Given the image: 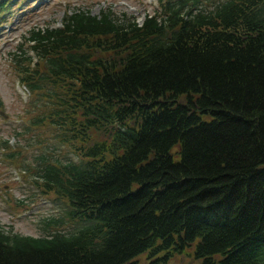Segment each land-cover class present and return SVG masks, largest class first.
I'll list each match as a JSON object with an SVG mask.
<instances>
[{"label": "trees", "instance_id": "trees-1", "mask_svg": "<svg viewBox=\"0 0 264 264\" xmlns=\"http://www.w3.org/2000/svg\"><path fill=\"white\" fill-rule=\"evenodd\" d=\"M159 1L141 25L77 11L31 31L34 126L78 159H43L41 184L87 225L0 226V264H264V0Z\"/></svg>", "mask_w": 264, "mask_h": 264}, {"label": "rangeland", "instance_id": "rangeland-1", "mask_svg": "<svg viewBox=\"0 0 264 264\" xmlns=\"http://www.w3.org/2000/svg\"><path fill=\"white\" fill-rule=\"evenodd\" d=\"M221 1L225 0H204L210 5ZM29 4L27 8L22 6L21 14L26 16L27 11H33L32 16L25 18L13 32H0V225L4 230L21 235L42 236L56 231L53 226L56 221L64 233L70 234L77 232L85 222L71 221L67 206L50 194L43 197L36 181L42 172L39 156L46 155L48 159L62 162L76 161V157L65 153L62 145L56 142L45 148L40 144L42 135L29 126L30 117L38 110L33 108L32 95L28 94V99L16 90L11 54L16 52L17 43L24 41L30 29L58 25L67 11L89 8L91 14L98 15L102 10H110L119 16L122 13L135 16L140 23L155 6L147 0H49L46 7L43 2ZM11 23L9 21L8 25ZM18 57H24L23 53Z\"/></svg>", "mask_w": 264, "mask_h": 264}]
</instances>
